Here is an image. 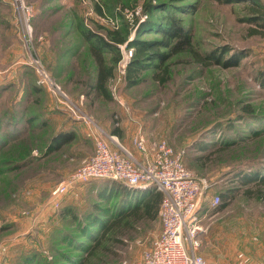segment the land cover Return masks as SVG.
Masks as SVG:
<instances>
[{"label":"rangeland","instance_id":"1","mask_svg":"<svg viewBox=\"0 0 264 264\" xmlns=\"http://www.w3.org/2000/svg\"><path fill=\"white\" fill-rule=\"evenodd\" d=\"M19 1L30 9L29 18ZM258 1L264 11V0ZM169 15L190 34L191 50L166 61L169 76L163 84L149 68L128 85L132 47L126 42L160 39L157 31ZM252 15L247 0H0V264H26L37 245L48 258L42 264L79 261L73 257L86 256L79 249L98 233V225L82 218L103 223L129 205L122 196H112L109 181L101 178L62 195L58 206L51 202L50 190L93 153L94 135L106 137L102 127L110 133L119 127L118 141L134 154L138 130L151 144L164 139L185 149L186 168L209 183L198 210L199 254L206 262L238 264L239 253L249 262L261 260L264 199L254 183L242 185L237 179L264 177V27L250 20ZM123 28L126 42L116 44L120 61L105 99L84 84L92 82L95 68L91 38L82 31L105 36L107 30ZM213 53L223 61L239 59L228 66L199 61ZM39 68L59 90L40 82ZM60 129H73L76 137L46 152ZM227 189L232 198L226 207L212 208L208 199ZM65 205L81 223L58 215ZM160 229L157 216L121 229L120 241L108 234L86 264L137 263Z\"/></svg>","mask_w":264,"mask_h":264},{"label":"built area","instance_id":"2","mask_svg":"<svg viewBox=\"0 0 264 264\" xmlns=\"http://www.w3.org/2000/svg\"><path fill=\"white\" fill-rule=\"evenodd\" d=\"M19 4L29 18L30 9L22 1ZM27 18L24 16V20ZM39 73L40 82L59 90L60 87L51 81L44 69L39 68ZM93 139V153L50 190L51 202L58 206L62 195L99 178L122 181L132 188L153 186L163 193L158 211L161 229L151 245L142 252L140 260L132 264H210L199 254L198 238V210L206 198L209 183L186 168L185 149H176L164 139L148 144L139 130L132 138L138 154L123 146L113 134L106 137L95 134ZM218 202V195L209 199L212 206ZM237 258L238 264H264V257L249 262L239 253Z\"/></svg>","mask_w":264,"mask_h":264},{"label":"trees","instance_id":"3","mask_svg":"<svg viewBox=\"0 0 264 264\" xmlns=\"http://www.w3.org/2000/svg\"><path fill=\"white\" fill-rule=\"evenodd\" d=\"M225 2H238L242 0H224ZM249 8H251V12L254 13L250 20H258L261 21L260 26L264 27V22L262 21L264 18V11L262 10V6L258 0H247ZM152 8L151 6H146V10L150 11ZM97 12L101 13L100 7L96 6ZM87 26V25H86ZM126 29L123 30H107L105 36L101 34V36L94 35L93 31L90 30H83L82 35L86 39H90V44L88 50L90 51V55L92 61L94 63V77L91 83H84L87 84L91 89L95 90L101 97L105 99H109V93L107 91V83L113 77V71L115 68L116 63L120 59V53L118 52V48L116 44H122L126 42ZM161 34V38L151 42H126L128 47H132L131 56L126 66V73H125V80L128 85H133L140 80V74L145 71L146 69L152 68V77L155 79L159 84H163L168 80L169 71L166 61L173 55L191 50V37L183 27L177 22V19L170 16L165 19V23L163 26H160L158 31ZM161 48L163 50H161ZM109 55V57L107 56ZM239 58H235L232 62L230 61H223L220 59V55H216L215 53L209 54L208 56L205 55L199 58V61L202 64H218L222 66H228L230 64H236ZM210 60V62H209ZM264 81V80H263ZM33 90L38 91L36 87H32ZM35 120V117L30 116L26 119L29 124H32ZM45 119L41 121L39 125L40 128H45ZM62 130V131H61ZM112 132L115 134H120L121 130L119 127H114ZM76 137L75 130L73 129H60L56 133H54L48 143L46 144V152H53L60 150L64 145L70 143ZM227 146L221 147L220 150L226 149ZM32 148L25 149V155L29 154L28 152ZM186 152V151H185ZM186 154V153H185ZM185 157V155H184ZM195 159H199L195 158ZM185 163V162H184ZM18 166V165H14ZM108 180L112 196L114 194L118 196H122L125 199V203H129L122 209L121 212L115 214L113 218L109 221H105L101 223L95 217L84 216L82 219L86 220L90 226L98 225L97 228V237L82 235L87 237L90 242L88 244L81 247L79 250H83L86 252V256L82 257L77 256L73 257V259H78L79 261L66 262L65 264H86L88 262V258L92 256V254L101 246L103 240H105V236L109 234V236H115L116 241H120L121 239L118 238L120 234H122L121 229L128 227L134 222L139 220H154L158 216L160 202L163 196L162 191L155 189L153 186H149L144 190H136L131 189L128 185H126L122 181ZM242 185H245L249 182L254 183L259 188V193L257 196L264 199V177H253V178H245L242 176L237 178ZM96 180V179H95ZM235 178L232 177L231 181H234ZM92 181V180H90ZM88 181V182H90ZM88 182L83 183L88 184ZM81 184V185H83ZM100 184V183H99ZM120 186V187H119ZM232 189H227L225 192H221L219 196V202L212 208L215 210H222L226 207L228 201L232 198ZM248 189L245 190L246 194H250ZM114 193V194H113ZM207 199V198H206ZM205 199V200H206ZM209 202V199H208ZM61 207L58 212L60 216H71L72 218H77L79 223L82 222L80 217H76L73 211L70 209L71 207ZM78 223V222H77ZM78 223V225H79ZM81 225H79L80 227ZM121 228V229H120ZM120 229V230H119ZM80 232L79 230H77ZM118 238V239H117ZM92 240V241H91ZM106 241V240H105ZM68 242V241H67ZM69 243V242H68ZM39 245L36 246L35 253H31L27 255L24 259V263L26 264H42L47 261L48 258H45L38 250ZM104 250H107L104 247ZM39 252V253H38ZM88 252V253H87ZM54 256L51 255V259ZM70 260L67 258V261Z\"/></svg>","mask_w":264,"mask_h":264},{"label":"crops","instance_id":"4","mask_svg":"<svg viewBox=\"0 0 264 264\" xmlns=\"http://www.w3.org/2000/svg\"><path fill=\"white\" fill-rule=\"evenodd\" d=\"M89 128V127H88ZM106 132H108V135L109 134H113V135H115L116 137H119L120 138V134H121V132H120V134L118 135V134H115V133H113L112 131V133H110L108 130H106L104 127H102ZM110 130H112V129H110ZM103 131V130H102ZM104 133V132H103ZM90 134L92 135L93 134V131L91 130L90 131ZM105 135L107 136V134L105 133ZM121 139V138H120ZM124 141L126 140V142H127V139H123ZM147 142H148V144H151L150 143V141L149 140H147ZM121 143V142H120ZM134 149V148H133ZM134 152L136 153V151H135V149H134ZM136 154H138V153H136ZM85 158V157H84ZM82 161V160H81Z\"/></svg>","mask_w":264,"mask_h":264}]
</instances>
